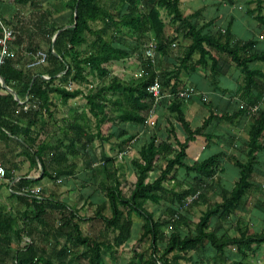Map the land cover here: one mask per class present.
<instances>
[{
  "label": "trees",
  "instance_id": "1",
  "mask_svg": "<svg viewBox=\"0 0 264 264\" xmlns=\"http://www.w3.org/2000/svg\"><path fill=\"white\" fill-rule=\"evenodd\" d=\"M181 1L112 0L107 6L102 4V0H0V19L13 30V39L7 42L8 56L0 64V76L21 99L28 94L27 103L31 106L22 115L31 122L22 127L19 120L12 117L19 104L11 96L0 94V137H7L8 133L23 135L32 167H37V162L42 167V175L38 179L19 180L22 190L32 189L44 179L55 182L70 175L63 166L66 155L59 162L63 170L54 173L47 169L44 157L50 148L38 142V135L32 130L42 113L48 112L51 95L59 96L63 104L79 96L86 100L95 118L97 133L84 140V128L76 126L73 129L75 141H85L84 144L96 138L102 140L101 127L107 121L134 123L149 128L145 120L152 100L147 88L158 76L163 88L168 90L165 95H169L159 104L165 107L167 122L164 130L159 132L161 137L158 132L152 133L131 161L135 182L128 195L123 194L120 188L121 165L117 164V158H103L106 178L102 181V188L110 204V216L103 214L106 207L104 201L97 206L94 219L100 220L112 232V238L97 239L85 234L82 229L84 219L73 207L47 200L43 193L40 200L26 194L31 212L25 210L21 225L16 226L11 211L0 206V244H6L10 249L12 244L20 245L25 237L31 240V244L26 243L16 250L11 263L3 264H37L40 256L34 241L39 236L41 240L51 241L55 247V262L49 264H71V257L75 258L76 264H106L104 257H114L118 249L131 239L133 224L129 214L132 213L141 223L133 249L134 261L128 264H180L181 261L206 264V243L213 250L215 261L222 264H256V251L264 245V228L252 232L249 222L241 218L235 220L232 216L241 211L256 187L254 175L262 164L259 154L264 152V71L257 64H264V51L256 49L257 41L254 39L241 41L227 29L214 30L215 21L201 20L200 9L184 16L180 11ZM222 1L234 5L237 0ZM46 3L51 8H45ZM248 3L256 5L254 19L264 29V0H250ZM10 7L15 8V13L7 20ZM64 11H68L69 27L62 30L66 24L57 23L53 17ZM162 13L166 14L167 23ZM96 23L99 28L93 25ZM168 26L174 31L172 35L165 33ZM59 30L61 32L52 43ZM118 35L134 40V46H127L123 41L119 43ZM89 37L92 38L90 51H82ZM180 37L189 44L168 70L164 58L176 47ZM147 40H154L157 44L154 63L143 55V45ZM38 53L45 54L44 63L32 66L38 60ZM130 58L136 60L137 74L129 81L110 75L106 67L108 64L126 63ZM231 68L239 72L238 86L231 94L234 97L231 108L224 112L214 111L216 102L211 100L206 103V98L198 96V101L209 107V116L200 126L192 128L186 119V111L188 104L193 102V96L181 98L177 95L179 91L192 89V86L183 84L182 74L206 70L210 85L216 92ZM42 76L48 77V80ZM91 78L98 80L97 85H92ZM72 85L77 87L70 90ZM84 85L85 90L81 89ZM1 91L3 88L0 86ZM35 104H39L37 109L32 108ZM258 105L259 109L249 117V110ZM213 120L227 124H234L236 120L246 123L245 161L240 162L224 152H218L186 166L184 160L189 143L196 136L205 135L204 131ZM154 125L158 131L160 122L155 120ZM178 125L183 137L176 134ZM116 132L118 130L113 133ZM127 140L123 141L124 145ZM76 143H70L66 153ZM225 158L233 160L238 178L230 190L220 188L219 200L211 203L207 196L214 190L213 186L219 184ZM182 167L193 176V183L187 189H182L179 182L172 188L166 187L165 183L174 180L177 170ZM152 174L155 177L150 180ZM203 184H207L206 192L202 191ZM196 192H200L199 198L189 208L200 205L206 208L198 221L193 223L182 212L189 209L183 208L186 197ZM9 197L14 198L11 194ZM162 203L165 208L159 216L146 208L148 204L158 206ZM256 207L264 217V200H258ZM52 212L59 216L56 225L49 227L43 217ZM38 227L43 230L39 231ZM36 230L38 235L34 236ZM231 231L234 233L232 236L229 235ZM142 245H147L148 254L140 249ZM229 248L236 249V259L232 260L226 254ZM192 249L202 254L197 258L189 257Z\"/></svg>",
  "mask_w": 264,
  "mask_h": 264
},
{
  "label": "crops",
  "instance_id": "2",
  "mask_svg": "<svg viewBox=\"0 0 264 264\" xmlns=\"http://www.w3.org/2000/svg\"><path fill=\"white\" fill-rule=\"evenodd\" d=\"M210 1H213L210 2V4L213 7L219 5L223 7L222 14H219L218 10L215 9V13H213V15L211 14L208 16H206L204 12L205 6L199 8L202 11L201 20L215 21V25L213 26L214 30L221 29L222 31H224L225 29H227L235 36V38L243 41L241 36H239L236 31L234 32L232 31L231 27L235 26L236 23H241V25H244L246 30H251L250 28H256L258 26L254 17L253 16L250 17L249 15H247L246 10H242L241 6L237 5L238 10H240L243 13V15L237 17L233 14V10H232L236 4L229 5L228 3H225L222 0H210ZM249 1L250 0H248V2ZM236 2H239V0H237ZM246 2L247 1L245 0V3ZM11 11L14 14L15 8L11 9ZM62 13L63 16H57V14H55L53 19L59 24H62L61 22L63 21L64 22L63 24H66L65 26H68L67 25L68 11H64ZM4 14L7 15L6 13ZM6 18L7 20H9L8 15L6 16ZM1 21L3 22V20ZM221 22L225 25H222ZM168 28L169 31L166 30L165 33L167 35H172L174 32L173 29L171 27ZM251 32H254V30L252 29ZM188 44L189 42L187 40H184L181 37L179 38V40L176 42V47H173L174 49H172L171 52L168 53V56L164 58L166 69L169 70L172 68L171 65L174 64V60H176V57L181 56V52ZM175 49H177L176 53L173 52V50ZM168 61H170L171 63H169ZM135 73L133 75H136ZM199 73L202 75L201 77ZM237 73L239 72L235 68H231L227 76L225 77L226 79H224V81L233 80L232 85L234 84V86L232 89H226V90L223 89V85H221L222 84L221 81L219 89L216 92L212 89L210 85V81L208 79V72L206 70H197L190 74H186V73L182 74L181 80L184 85L190 87L192 86L191 88L195 87L196 89L202 91V93L203 92L207 93V91H209L210 99L205 102L208 103L209 101L213 100L214 102H216V108L214 111L224 112L227 110L229 111V109L231 108V104L234 100L233 99L234 97H232L231 94L234 93V89L238 86L237 79L239 74ZM110 75L113 76L111 73ZM188 79L191 81L192 85L187 83ZM44 80H48V79H44ZM0 86L3 88L1 80H0ZM76 87L77 86L72 85L70 87V90H73ZM11 92L15 94L17 98H19L21 101H28V94H24V96H22L21 99L13 90H11ZM0 94L7 95L4 88L3 91L0 92ZM112 98L113 100H116L115 97ZM80 101H82L83 104H80ZM192 101L193 102L189 103L187 106L186 119L189 121V117L187 116L188 109L189 108L194 109L195 106H197L194 104V102H199L198 104L200 107L197 110H194V112H197V114L199 115L200 125H201V123L209 116V107L202 104V101H198V100L197 101L192 100ZM157 110L158 112L156 116L157 117L156 121L158 120V122H160V127H159L160 129H158V131L156 130L155 125L153 126L154 127L153 128L154 131H153V129L150 128V126L149 128H144L141 125H137L134 123L120 124L116 122L110 123L109 121H107L101 127L100 137L102 140L96 138L94 139L93 142L89 144L87 143L84 144L85 141H77L79 143H76L75 141L76 134L73 130L76 128V126H82L84 128L85 131L83 134V136L85 137L84 140H86V138L88 139L90 137V134L97 133L95 127L96 126L95 118L92 116L91 112L89 111V107L86 105V100L82 96H79L68 101V103L63 104L59 96L55 94L51 95L50 104L48 106V112L42 113L43 115L41 119L37 122V124L32 126V130L36 131L38 135L37 136L38 142L46 144L50 148V150L47 151L48 154L46 153V156L44 157V161L46 162L45 165L47 169L53 171L54 173L56 171L58 172L63 170V167L59 165V162L62 160V157L66 155L67 160L66 162H64L63 166L67 168L66 170L69 171L70 175L60 177L55 182H51L46 179L42 180L38 185L35 186L40 188V191L37 195H33L27 192V190L29 189L22 190L19 185V180L21 179L36 180L42 175L41 170L39 169L40 162H37V167L33 168L28 155V151H29L28 147L23 141V135H19V134L10 135L8 133L7 137H0V162L5 168L7 175V177L0 184V189L1 188L6 189L5 192L0 194V206H2L6 211L7 210L11 211V214H13V216L15 217L14 221L16 226L21 225L22 220L24 219L23 214L25 210L31 212V208L29 207V203L27 202L26 198L32 197L34 199L40 200L41 193H43L44 197H46L47 200L50 201L53 200L54 202H62L64 204H67L69 207H73L75 210H78V213L84 219L85 223L92 221V219H94V213L96 212L97 206L103 203L104 201H106V207L103 210V214L105 216H110L108 215L110 212V206H109L110 204L106 200L105 197L106 194L104 192V189L102 188L103 185L102 181L106 178V176L103 170V166L102 168H100L99 165L102 164L104 157L117 158V164L121 165V172L119 173L120 174L119 178L123 184V180L126 179L124 175L126 176V172L128 170L130 172L131 170L130 166L132 167L131 161L136 156V153L140 150L141 146L148 141L152 133L158 132L159 134L161 128L162 130H164V127L167 126V122H165L166 120H162L163 118H160V116L165 115V107L159 105ZM205 111H206V116H203L205 114L204 113ZM25 114L26 113L24 112L16 113L15 110L14 113L12 114V117L14 120H19V123L22 125V127L24 126L26 127L29 125L31 120H29L27 117L22 116ZM163 121L165 123H162ZM245 124L246 123L241 120L240 121L236 120L234 121V124H229L230 126H235L236 128H233L231 131L228 132L231 135V136L229 135L230 141L228 143L225 141H221V143L224 142V144L220 146L222 149L225 148V150L219 149L220 150L219 152L228 151L231 154L229 156H232L237 160L238 158L236 155L241 154V156H243L245 160V154L247 150L246 149L247 136L244 137V135L241 134L243 133ZM222 125L223 123L213 120L207 129H209L210 127L212 128L214 127L216 130H218ZM93 129H95V131H93ZM207 129L204 131L205 135L196 136L194 140L189 143V146L186 150V157H188L189 155L190 158L191 156L194 157L191 158L193 161L199 160L203 156L204 151H206L210 147H214V148L218 147L221 137L222 138L225 137V135L222 132L220 133V131L219 133L218 132L210 133V131ZM116 130H118V132L113 133ZM122 130H124L125 132H122ZM4 132H6V130ZM178 132H180V130H178L177 128L176 134L182 137L183 134L181 133L182 134L181 135ZM206 138H208V140ZM126 140L127 143L124 145L123 141ZM70 143H76V144L73 147H70V149L66 153L65 151L66 147L69 146ZM229 163L234 166L233 160L230 161ZM222 175L223 174H219V179ZM176 178L177 177L175 176L174 180L173 179L169 180L170 182L167 181L165 183V186L166 187L169 186L170 188H172L174 185L177 184V182H179V180ZM179 183L181 184L182 189H187L188 186L191 185V184L190 185L187 184L186 182H183V180L180 181ZM255 185L256 187L254 188V190L258 188L264 190L263 184L258 185V183H255ZM122 186L123 185H121L120 187L121 189ZM218 186L221 187V184L220 183L217 185L215 184V187ZM122 193H123V189H122ZM9 194L13 195L14 198L9 197ZM26 194H30L29 197H27ZM252 199L254 203L253 209L259 211L256 206H257V201L261 199L255 198V196H252ZM247 201L248 199L246 200V202ZM84 210H90L91 212H93L92 219H90L89 216H84L83 214ZM29 216L32 218V214H30ZM58 216H59L58 213L52 212L45 215L43 219L48 222L49 227H53L56 225ZM232 218L235 220L241 218L247 221L241 216V214H239V212H237L236 215L232 216ZM28 221L29 220H27V222ZM94 221L101 223L103 232L108 231L111 233V236H113L112 232L109 229L105 228V226L102 224L100 220L94 219ZM139 223H141L140 219H139ZM40 230H43V228L40 227L39 231ZM46 230H48V228H46ZM37 232L38 230L34 231V236L38 235ZM23 239L24 240L23 242H21L20 245L17 244L10 245V249H7L6 244H0V264H3L4 262L11 263L13 254L16 252L17 249H19V247H21V245L24 246L26 243L31 244V240L29 238L25 237ZM25 239L27 240L25 241ZM34 244H35L34 245L35 250L39 253L40 256L37 261V264H49L51 261L55 262L54 253L56 251L51 241L49 240L46 241V239L41 240L39 236V238L36 237ZM232 250H234L236 253V249H232ZM257 252L258 250L256 251V254ZM2 254H5V256H3Z\"/></svg>",
  "mask_w": 264,
  "mask_h": 264
},
{
  "label": "rangeland",
  "instance_id": "3",
  "mask_svg": "<svg viewBox=\"0 0 264 264\" xmlns=\"http://www.w3.org/2000/svg\"><path fill=\"white\" fill-rule=\"evenodd\" d=\"M112 0H102V4H105L107 6L111 5ZM248 2V0H246ZM210 2H213V1H210V0H182L181 4H180V11L181 13L186 16L188 14H191L192 12L198 10L199 8L201 7H204L205 6V15L208 16V15H213V13H215V9L218 10V13L219 14H222L223 13V7L222 6H216V7H213ZM246 2V3H247ZM245 3V0H239V2H236L234 5L235 7L232 9L233 10V14L237 17L243 15V13L238 10V6H241L242 7V10H246V13L247 15H249L250 17L253 16L255 17L256 16V13H257V10H256V5L255 4H250V3ZM238 5V6H237ZM45 8H51V6L49 4H45ZM231 8V6H230ZM11 7L9 9V20L11 18V14L12 11H11ZM57 16H63V13L61 12H58L56 13ZM218 14V15H219ZM263 14H264V8H263ZM162 17L164 19V21H168L167 19V16L165 13H162ZM240 22V21H239ZM61 23H64L63 21ZM222 23V22H221ZM96 28H99L100 25H98L97 23L96 24H93ZM222 25H225L222 23ZM169 27V26H168ZM166 28L167 31H169L168 29L169 28ZM256 27V26H255ZM232 31H236L237 34L239 36H241L242 40H250V39H254L257 41V47L256 49H259L261 48L260 51H264V38H261V35L264 36V29L263 28H260V26L258 25L256 28H250L251 30H246L245 29V26L244 25H241V23H236L235 26L231 27ZM252 29L254 30V32H251ZM119 40L118 42H125V44L127 46H134V40H131L130 38H123L122 36H119L117 37ZM146 42V41H145ZM144 42V43H145ZM184 43V42H183ZM91 44H92V38H88V42L87 44L82 48V51H90V47H91ZM46 47V46H45ZM173 52H177V49L173 50ZM179 54V53H178ZM196 57V56H195ZM169 63H171L170 61H168ZM257 66L259 68H261L263 71H264V64H257ZM109 70V72L113 75V76H117L118 78H121L123 79L124 81H129L130 77L133 76V74H137V71H136V68H137V63H136V60H134V58H130L126 63L124 62H112L110 64H108L106 66ZM198 70H203V69H198ZM238 71V70H237ZM236 74V73H235ZM239 74V73H237ZM200 77L202 76L200 73H199ZM238 76V75H237ZM224 79L226 78H223L221 81H222V84L223 85V89H232L234 84L232 85V82L233 80H228V81H224ZM90 80L93 81L92 85H97L98 83V80L95 79L93 80V78H91ZM187 83H189L190 85H192L191 81L188 79ZM237 85V84H236ZM90 84L88 85V88H90ZM87 88V87H86ZM210 88V87H209ZM208 88V89H209ZM81 89L85 90V85L84 86H81ZM194 91L197 92V94H195L193 96V99L192 100H199L198 96H203V98H206V101L210 99V96H209V91H207V93L200 91L198 89H196L195 87L192 88ZM211 89V88H210ZM168 90H165V92L167 93ZM86 92V91H85ZM164 92V94H165ZM195 92V93H196ZM192 98V97H191ZM164 100V99H163ZM162 100V101H163ZM199 102H194L195 105V108L194 109H188V114L187 116L189 117V122L191 123V126L192 128H196L200 125V118H199V115L197 114V112H194V110H197L200 106L198 104ZM80 104H83L82 101H80ZM201 104V103H200ZM161 106H163V104H161ZM206 108V107H204ZM205 114L203 116H206V111L204 112ZM164 114V113H163ZM165 114H166V111H165ZM198 115V116H196ZM166 115H162L160 116V118H163L162 120H166ZM157 119V117H155L153 119V121H155ZM162 123H165L164 121ZM178 128V130H180V132H178L179 134L182 133V129L180 128V126H176ZM150 128H154L153 126H151ZM233 128H236L235 126H230L229 124L227 123H223V125L220 127V129L216 130L214 127H210L209 130L210 133H216L220 131V133L222 132L225 137H221V140L218 144V147L214 148V147H210L209 149H207L206 151L203 152V156L199 159V160H202V159H205V158H208L214 154L217 153V151L219 152L221 150H225V148H221L220 145H223V143H221V141H225V142H229L230 141V138H229V131H231ZM160 129V128H159ZM162 130V128H161ZM93 131H95V129H93ZM154 131V129H153ZM242 132V131H241ZM245 128L243 130V133H241L242 135H244V137H246V134H245ZM182 135V134H181ZM222 135V136H224ZM159 136L161 137V135L159 134ZM231 136V135H230ZM183 137V136H182ZM206 142V141H204ZM224 152V151H222ZM227 156L231 155L228 151L224 152ZM191 155V153H190ZM135 156V155H134ZM238 160L240 161H245L244 160V157L241 156V154H237L236 155ZM260 158H262V164L260 165V167H258V171L256 173V175H254V182L255 183H258V185H264V152L260 153L259 154ZM193 156H191L192 158ZM196 157V156H195ZM188 155V157L185 158L184 160V164L186 166H189L191 165L194 161L191 159ZM194 158V157H193ZM226 161L223 163V167H224V173L223 175L220 177V181L219 183L221 184V187L224 188L225 190H230L234 184V182L237 180L238 178V170L233 166L231 165L229 162V160L227 158H225ZM100 168H102V164L99 165ZM131 171L129 172V170L126 172V176L124 175V177H126L125 180H123V186H122V189H123V193L125 195H128L129 194V191L132 187V185L134 184L135 182V171L133 169V167H131ZM191 176V177H190ZM155 177V174H152L151 177H150V180L154 179ZM176 179L180 181L183 180V182H186L187 184H192L193 181L191 178H193V176L191 174H188L187 171H185V169L182 167V168H179L176 172ZM123 178V176H122ZM170 182V181H169ZM208 184V183H207ZM207 184H203L201 187L203 188L202 191L206 192V186ZM171 185V183H170ZM169 187V186H167ZM185 187V186H184ZM183 187V188H184ZM214 187V190L212 191V193H209V195L207 196V200L211 203L215 202V201H218L219 200V194H220V188L221 187ZM170 188V187H169ZM6 189L5 188H1L0 189V194H2L3 192H5ZM253 193V194H252ZM252 196H255V198H260L261 201L264 200V191H262V189H255V190H252V192L249 194L248 196V201L246 202V205L241 208V211H239V214H241V216L247 220V222H249L251 224V231L253 232H259L261 231L263 228H264V220H263V214L259 211H256L254 210L253 208V199H252ZM251 197V199H250ZM146 208L148 211L152 212V211H155L156 213V216H159L161 214V211L165 208L164 204H161V205H158V206H154L152 204H148L146 205ZM205 210V207L204 205H200V206H194L193 208H189L187 211H183L182 213L184 215H186L190 220L191 222L193 223H196L198 221V218L201 214V212ZM83 214L84 216H89V218L91 219L93 217V212H91L90 210H84L83 211ZM110 215V212L109 214ZM129 219L131 220L132 222V228H131V239L126 243V245H124V247H122L121 249H118V253L117 255L115 254L114 257H108V256H105L104 259H105V262L106 264H128L130 263L133 258H134V254H133V249L136 245V239L138 237V235L140 234V223H139V219L138 217H136V215H134L133 213L132 214H129ZM87 222V221H86ZM215 224V221H213V225ZM212 225V226H213ZM82 229L84 231L85 234L93 237V238H97V239H104L105 240H110L112 238L111 236V233L106 231V232H103L102 230V227H101V223L99 222H95L94 219H92V221H89L87 223H83L82 224ZM166 230V229H165ZM169 231V230H168ZM166 230V232H168ZM230 236L234 235V233L231 231L229 233ZM147 246V245H146ZM142 245V246H139L140 249L142 250H145L147 251L148 248ZM160 246H163L162 244H160ZM144 247V248H143ZM193 248V247H192ZM194 249H192L190 252H189V257L192 256L193 258H197L198 255H201L197 252H194L193 251ZM205 250H206V253L204 254V263L206 262V264H222L220 261L214 259V252L212 249H210L209 245H205ZM258 252L256 254V264H264V245L260 248L257 249ZM146 254H148V251L146 252ZM226 254L228 255V257L230 259H235L237 258L236 257V253L234 250L232 249H228ZM134 261V260H133ZM82 263H84V261L81 260ZM70 263L71 264H76L77 261L75 260L74 257H71L70 258ZM180 264H190L186 261H181Z\"/></svg>",
  "mask_w": 264,
  "mask_h": 264
},
{
  "label": "built area",
  "instance_id": "4",
  "mask_svg": "<svg viewBox=\"0 0 264 264\" xmlns=\"http://www.w3.org/2000/svg\"><path fill=\"white\" fill-rule=\"evenodd\" d=\"M0 28L2 30V36L0 37V64L2 63L4 57L8 56V52H7V42L13 39V30L6 27L3 22L0 19ZM156 53H157V44L154 40H147L144 45H143V55L144 58L147 60H150L151 62H155L156 60ZM38 60L36 63H33V65H39L44 63L45 60V54L43 53H38ZM45 79H48L45 77ZM147 92L150 95V98L152 100V106L151 109L148 112V115L146 117L145 120V125L146 126H153L154 122L153 119L156 117V111H157V106L161 103V101L166 98L169 97L168 94H164L165 89L163 88L160 80H159V76L153 81L152 84H150L147 88ZM194 91L193 89H190V91H179L178 92V96L181 98H186L187 96H194L195 94H197V92ZM19 107L16 110V113L19 112H24L27 113L30 110V105L27 103V101H18ZM39 104H35L33 105V109H37V106ZM259 109V105L258 106H254L249 110V117L255 113L257 110ZM6 178V170L3 167V165L0 162V184L2 183V181ZM59 182V181H58ZM40 191V188L38 187H34L32 189L27 190V192H29L30 194L33 195H37ZM200 192H196L194 194H191L189 196L186 197L185 201H184V206L183 208L187 209L191 206V204H193L198 198H199ZM27 239H25L26 241Z\"/></svg>",
  "mask_w": 264,
  "mask_h": 264
},
{
  "label": "water",
  "instance_id": "5",
  "mask_svg": "<svg viewBox=\"0 0 264 264\" xmlns=\"http://www.w3.org/2000/svg\"><path fill=\"white\" fill-rule=\"evenodd\" d=\"M76 17H77V14H76V10H75V11H74V19H76ZM68 27H69V26H65V27L62 28V30H63V29H66V28H68ZM60 32H61V30H59V31L55 34V36H54V38H53V40H52V43L55 41L57 35H58ZM55 55L57 56V54H55ZM57 57H58V56H57ZM42 78L45 79V77H42ZM0 80L2 81V86H3V88L5 89V92L7 93V95L11 96L15 101H19L20 99L17 98V96L11 92V90L9 89V87H8L7 83L5 82V80L3 79V77L0 76ZM39 169L41 170V174H42V167L40 166V164H39Z\"/></svg>",
  "mask_w": 264,
  "mask_h": 264
}]
</instances>
